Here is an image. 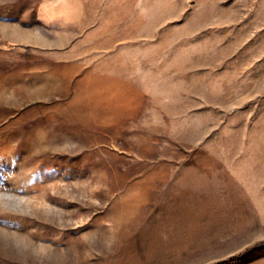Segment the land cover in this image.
Here are the masks:
<instances>
[{
	"label": "rangeland",
	"instance_id": "rangeland-1",
	"mask_svg": "<svg viewBox=\"0 0 264 264\" xmlns=\"http://www.w3.org/2000/svg\"><path fill=\"white\" fill-rule=\"evenodd\" d=\"M0 264H264V0H0Z\"/></svg>",
	"mask_w": 264,
	"mask_h": 264
}]
</instances>
